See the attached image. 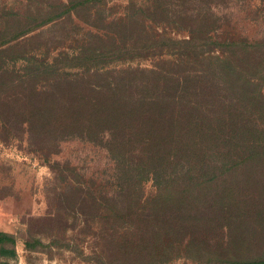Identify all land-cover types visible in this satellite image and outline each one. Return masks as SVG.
I'll use <instances>...</instances> for the list:
<instances>
[{
	"label": "trees",
	"instance_id": "trees-1",
	"mask_svg": "<svg viewBox=\"0 0 264 264\" xmlns=\"http://www.w3.org/2000/svg\"><path fill=\"white\" fill-rule=\"evenodd\" d=\"M110 1L24 0L23 13L10 10L15 26L0 31V99H11L17 112L9 121L22 130L25 124L31 142L53 150L75 135L105 146L113 160L109 179L117 181L108 182L117 190L111 199L117 218L120 211L132 218L129 208L148 181L167 197L174 186L183 193L188 181L209 182L264 158V132L246 117L263 87L261 72H249V63L252 53L264 52V42L224 31L228 19L218 10L228 7L224 0H127L121 16L109 20L121 24V41L113 35L110 45L76 52L10 56L46 25L79 13L106 19ZM5 244L14 253L15 236L0 231V250Z\"/></svg>",
	"mask_w": 264,
	"mask_h": 264
},
{
	"label": "rangeland",
	"instance_id": "rangeland-1",
	"mask_svg": "<svg viewBox=\"0 0 264 264\" xmlns=\"http://www.w3.org/2000/svg\"><path fill=\"white\" fill-rule=\"evenodd\" d=\"M23 1L0 0V31L15 26L10 10L23 13ZM224 1L228 7L222 3L218 9L228 19L224 31L264 42V0ZM126 5L127 0L110 1L103 20L79 13L46 25L10 56L76 52L110 45L113 35L121 41L116 31L121 24L110 25L109 20L119 18ZM95 31L99 38L91 34ZM255 71L261 72L258 83L263 87L248 104L246 117L264 132V52L251 55L249 72ZM10 101L0 99V231L13 234L16 244L14 253L9 244L0 250V264H229L264 259V158L232 166L209 182L188 181L180 187H186L183 193L174 186L169 197L148 181L142 185L141 201L129 208L132 218L127 211L117 218L111 207L117 190L108 189V182L117 181L107 173L113 166L107 148L79 135L60 141L55 150L33 143L25 124L22 130L9 121L17 113ZM27 240L32 247H26Z\"/></svg>",
	"mask_w": 264,
	"mask_h": 264
}]
</instances>
